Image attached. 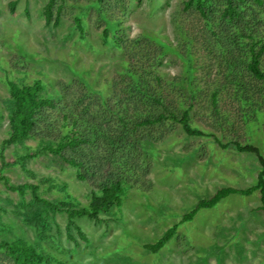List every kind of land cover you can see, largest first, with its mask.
I'll list each match as a JSON object with an SVG mask.
<instances>
[{
	"label": "rangeland",
	"instance_id": "374dc122",
	"mask_svg": "<svg viewBox=\"0 0 264 264\" xmlns=\"http://www.w3.org/2000/svg\"><path fill=\"white\" fill-rule=\"evenodd\" d=\"M48 1L0 0V169L11 183L37 184L44 199L69 198L76 205H88L92 183L79 179L76 169L52 152L16 163L21 155L40 147V138L4 144L10 135L9 78L28 71L30 82L42 78L49 88L64 83L74 93L84 87L85 79L92 88L108 94L111 78L122 69L125 55L104 44L101 34L106 23L99 21L91 0H56L51 22L45 14ZM181 6L182 0H127L123 9L122 3L111 0L103 9L106 14L122 16L126 37L146 34L173 48L179 38L176 20ZM79 15L84 36L76 20ZM193 56L199 75L196 64L201 58L197 62ZM160 70L167 79L179 76L185 73L184 62L170 49ZM204 89L209 86L205 84ZM198 108L194 115L192 112L193 124L215 136L190 135L178 122H168L164 128L167 136L145 144L150 158L139 172V184L127 190L121 206L101 215V220L76 218L86 238L75 226L68 227L66 212L33 208L31 189L20 193L0 180V222L7 228L0 238L25 239L39 251L54 255L56 264H264V210L259 189L251 194L231 193L212 207L200 208L192 219L178 225L158 252L145 247L220 188L244 189L258 181V156L235 146L224 147L217 137L223 143L234 137L227 131L228 122L222 125L220 116ZM240 139L258 146L264 155V113L245 124ZM27 213L30 219L36 215L48 218L44 233L39 232L42 220L28 223ZM6 261L0 251V264Z\"/></svg>",
	"mask_w": 264,
	"mask_h": 264
},
{
	"label": "trees",
	"instance_id": "16d2710c",
	"mask_svg": "<svg viewBox=\"0 0 264 264\" xmlns=\"http://www.w3.org/2000/svg\"><path fill=\"white\" fill-rule=\"evenodd\" d=\"M91 1L99 21L106 23L101 34L104 44L125 55L122 69L111 78V92L105 94L94 89L83 78L84 87L75 93L64 83H54L49 88L42 78L36 77L30 82L28 71L9 78L10 135L4 140L7 145L20 144L30 137L40 138V147L21 155L16 163L42 152H52L73 166L79 179L92 183L90 202L79 206L69 198L57 202L44 199L38 193L37 184L11 183L2 169L0 180L20 193L31 189L36 205L33 208L66 212L68 227L75 226L86 238L76 218L88 216L101 220V215L121 206L127 190L139 184V172L150 158L145 144L167 136L164 128L168 122H178L190 135L215 136L192 122V112L194 115L197 107H203L220 116L222 125L228 122L227 131L234 137L223 143L216 136L224 147L235 146L239 151L258 156L261 163L258 181L244 189L220 188L212 197L199 201L156 242L146 243L145 247L158 252L173 237L180 223L231 193L251 194L259 189L264 210V155L258 146L240 139L244 136L245 124L264 113V0H182L176 20L179 38L173 48L146 34L126 37L122 16L106 14L103 9L111 0ZM117 1L126 8L127 0ZM55 4L56 0H49L45 5L47 22L53 19ZM59 17L57 14V24ZM76 20L84 36L81 16ZM170 49L183 60L185 73L167 79L160 66ZM193 55L197 56V62L201 58L196 64L199 75L195 73ZM203 84L209 86L207 91ZM29 216L27 213L28 223L42 220L43 230L39 232L44 233L49 226L48 218L36 215L30 219ZM1 224L5 223L0 222V233L6 228ZM0 251L7 259L5 264H56L57 259L20 238H0Z\"/></svg>",
	"mask_w": 264,
	"mask_h": 264
}]
</instances>
